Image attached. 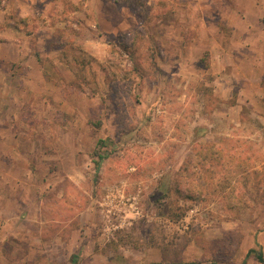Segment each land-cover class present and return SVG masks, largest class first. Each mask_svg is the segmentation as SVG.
<instances>
[{
  "label": "rangeland",
  "instance_id": "374dc122",
  "mask_svg": "<svg viewBox=\"0 0 264 264\" xmlns=\"http://www.w3.org/2000/svg\"><path fill=\"white\" fill-rule=\"evenodd\" d=\"M254 3L0 0V264H264Z\"/></svg>",
  "mask_w": 264,
  "mask_h": 264
},
{
  "label": "crops",
  "instance_id": "0c3cea01",
  "mask_svg": "<svg viewBox=\"0 0 264 264\" xmlns=\"http://www.w3.org/2000/svg\"><path fill=\"white\" fill-rule=\"evenodd\" d=\"M254 11L259 15V16H264V4L259 1V0H255V3H254ZM245 28H247L246 30H255V32H257L259 34V37H258V42H255L253 44V49L250 48L252 51L251 52H247V50H250L249 48L245 47L244 45L246 43H248L249 41H246V40H241V41H238L237 43L239 44L241 50L240 52H238V63L239 64H248V63H251L252 59L254 58L255 60V64H256V68L254 69V71L258 72L260 74V77H255V80L257 81V86L261 85V82H262V75H264V26H258V27H255L254 29L250 26V25H246ZM257 34V35H258ZM256 35V36H257ZM223 43V49H224V52H225V49L227 48V46H230V43L228 44H225ZM229 55L230 53H224L223 55H218V54H214L213 55V63H219L221 60V63L225 69V65H227L228 67H230V64H236L237 61H234L231 59H229ZM233 62H236V63H233ZM238 65V64H236ZM227 67V68H228ZM258 69V70H256ZM215 71H217V73H221L223 70L220 69V68H216L214 69ZM214 74V73H213ZM16 138V137H15ZM14 138V140H15ZM4 138L1 139V141H3ZM4 142V141H3ZM7 149L5 151V154H6V157L7 158H10V159H19L21 156L25 158V160H30L32 157H34V154L32 151H24V150H16L15 152V147L14 145H7ZM1 150V149H0ZM2 151V150H1ZM0 151V155L2 154V152ZM44 156V155H42ZM16 157V158H14ZM3 158V156L1 155L0 159ZM9 170V167L7 168V171ZM14 175L13 172L11 173H8V176ZM21 175V178L20 179H15V184L16 185H20L22 187H30L28 185H32L31 183L33 182L34 178H31V177H34V174H33V171H32V168L29 167V164L28 162L26 163V166H24V169H23V172L20 173ZM20 177V176H19ZM31 178V179H30ZM10 179H8V182H9ZM11 181V180H10ZM20 181V182H19ZM12 182V181H11ZM10 186H12L10 184ZM25 190H28V189H25ZM29 191V190H28ZM31 191V189H30ZM32 198V196H30ZM29 197V194L27 193H23V199L24 200H27Z\"/></svg>",
  "mask_w": 264,
  "mask_h": 264
},
{
  "label": "trees",
  "instance_id": "16d2710c",
  "mask_svg": "<svg viewBox=\"0 0 264 264\" xmlns=\"http://www.w3.org/2000/svg\"><path fill=\"white\" fill-rule=\"evenodd\" d=\"M253 251H254V250H251V251L249 252V254H250L251 252H253ZM257 256H258V258H259L260 260H263V256H262V252H261V251L257 254ZM151 264H204V263H202V262H198V261H191V262H168V263H164V262H154V263H151ZM210 264H219V263L212 262V263H210ZM243 264H245V263H243Z\"/></svg>",
  "mask_w": 264,
  "mask_h": 264
}]
</instances>
